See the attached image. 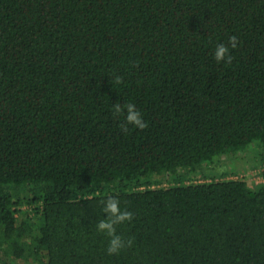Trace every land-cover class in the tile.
Instances as JSON below:
<instances>
[{"label": "trees", "instance_id": "trees-1", "mask_svg": "<svg viewBox=\"0 0 264 264\" xmlns=\"http://www.w3.org/2000/svg\"><path fill=\"white\" fill-rule=\"evenodd\" d=\"M253 143L264 0H0V264H264V166L216 167ZM108 197L133 213L114 255Z\"/></svg>", "mask_w": 264, "mask_h": 264}, {"label": "clouds", "instance_id": "clouds-1", "mask_svg": "<svg viewBox=\"0 0 264 264\" xmlns=\"http://www.w3.org/2000/svg\"><path fill=\"white\" fill-rule=\"evenodd\" d=\"M239 41L236 36H230L227 44L220 43L216 46L213 58L217 63L223 62L230 64L233 60V56L230 54V49H235ZM123 80L120 76L115 77V83L120 84ZM112 114L120 120L123 117L122 122L119 123L121 132L127 133L130 131L129 126L135 127L139 130H144L148 127L147 122L143 119L141 112L137 109L133 103H126L121 105L114 103L112 105ZM103 204L102 211L106 214V219H101L97 224V230L104 233L108 240L107 254H118L121 250L131 247L133 239L125 240L121 235L117 233L116 226L126 221L133 219V213L126 209L122 210L120 207V201L115 197H108L106 200L101 201Z\"/></svg>", "mask_w": 264, "mask_h": 264}, {"label": "rangeland", "instance_id": "rangeland-1", "mask_svg": "<svg viewBox=\"0 0 264 264\" xmlns=\"http://www.w3.org/2000/svg\"><path fill=\"white\" fill-rule=\"evenodd\" d=\"M256 146L253 143L243 151L222 156L216 161V167L227 171V176L244 178L251 187H255L261 182L260 171L264 166V148Z\"/></svg>", "mask_w": 264, "mask_h": 264}, {"label": "built area", "instance_id": "built-area-1", "mask_svg": "<svg viewBox=\"0 0 264 264\" xmlns=\"http://www.w3.org/2000/svg\"><path fill=\"white\" fill-rule=\"evenodd\" d=\"M261 181H263V179H261Z\"/></svg>", "mask_w": 264, "mask_h": 264}]
</instances>
